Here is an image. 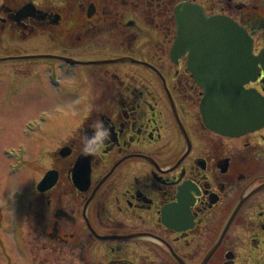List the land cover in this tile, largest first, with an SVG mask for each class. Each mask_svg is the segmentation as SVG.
<instances>
[{"label": "flooded vegetation", "instance_id": "obj_1", "mask_svg": "<svg viewBox=\"0 0 264 264\" xmlns=\"http://www.w3.org/2000/svg\"><path fill=\"white\" fill-rule=\"evenodd\" d=\"M181 5L244 28L259 56L264 0H0V39L13 51L0 64H30L14 68L9 100L19 109L22 90L39 94L43 69L66 100L37 128L50 159L27 213L54 264H264V124L234 136L209 128L199 79L235 75L264 96V69L175 53ZM29 37L37 51L16 43ZM96 120L110 139L84 155L89 180L78 173L77 185L81 138ZM48 171L56 180L41 190Z\"/></svg>", "mask_w": 264, "mask_h": 264}, {"label": "rangeland", "instance_id": "obj_2", "mask_svg": "<svg viewBox=\"0 0 264 264\" xmlns=\"http://www.w3.org/2000/svg\"><path fill=\"white\" fill-rule=\"evenodd\" d=\"M6 42L8 41L3 36L0 39V56L6 52L13 54L9 42V50L1 47V44ZM16 43L21 46L20 49H26L27 52L33 51L36 45L31 37ZM28 65L30 64L27 61L0 64V68H3L0 69L3 75L0 76V264H36L34 255L37 256L38 264H54V259L48 252L37 251L36 246L41 245L42 241L39 240L40 234L35 230L37 222L28 218L27 213L31 211V203L35 198L36 183L43 176L50 159L47 152L39 150L44 144L36 140L39 135L37 128L43 124V118L52 116L50 110L55 106L57 110H63L61 105L63 106L66 100H57L61 95L58 96L55 92L57 88L50 85L43 69L42 73L37 72L41 74L38 76L42 86L39 94L33 92L31 95V90H22L20 108L17 109L18 105L15 104L18 101L14 104L7 95L18 84L15 81L20 77L12 76L16 74L13 72L14 68L24 69ZM69 75L64 78V85L75 86V81L81 76L77 75L76 71ZM50 94L54 100H49ZM29 118L31 122L27 125L25 120ZM62 119H65V116ZM20 227L24 229L19 237L23 242L22 249L18 247L15 236L17 228Z\"/></svg>", "mask_w": 264, "mask_h": 264}, {"label": "water", "instance_id": "obj_3", "mask_svg": "<svg viewBox=\"0 0 264 264\" xmlns=\"http://www.w3.org/2000/svg\"><path fill=\"white\" fill-rule=\"evenodd\" d=\"M177 15L179 34L174 44L175 53L189 49L191 59L197 55L207 65L217 61L216 66L222 69L228 67L226 64L230 62H242V67L249 70L256 69L261 64L264 69V47L259 56H254L252 38L244 28L234 23L230 25L220 18L207 19L201 9L189 5H181L177 9ZM111 61L126 60L121 58ZM199 79L205 91L201 109L209 128L234 136L255 130L264 124V96L255 90L245 89L235 75H214ZM230 79H236L237 83L231 84ZM78 173H84V180H89L90 162L84 155L79 157L74 168L77 185L81 181ZM55 180V173L48 171L39 183V188L45 190Z\"/></svg>", "mask_w": 264, "mask_h": 264}, {"label": "clouds", "instance_id": "obj_4", "mask_svg": "<svg viewBox=\"0 0 264 264\" xmlns=\"http://www.w3.org/2000/svg\"><path fill=\"white\" fill-rule=\"evenodd\" d=\"M90 127L91 135L84 134L81 138V154L85 156L99 153L110 139V129L102 121L96 120Z\"/></svg>", "mask_w": 264, "mask_h": 264}, {"label": "bare ground", "instance_id": "obj_5", "mask_svg": "<svg viewBox=\"0 0 264 264\" xmlns=\"http://www.w3.org/2000/svg\"><path fill=\"white\" fill-rule=\"evenodd\" d=\"M9 96H10V94H9ZM12 116H10V118H11ZM12 119V118H11ZM68 125V124H67ZM58 133L56 132V131H54V133L52 134V135H50V138H51V140H54L55 139V137H57L56 135H57Z\"/></svg>", "mask_w": 264, "mask_h": 264}]
</instances>
